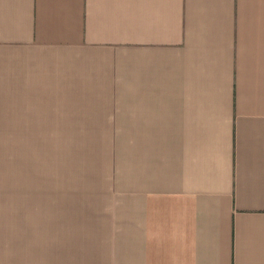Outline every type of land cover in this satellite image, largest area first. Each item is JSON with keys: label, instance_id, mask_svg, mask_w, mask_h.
I'll return each instance as SVG.
<instances>
[{"label": "crops", "instance_id": "1", "mask_svg": "<svg viewBox=\"0 0 264 264\" xmlns=\"http://www.w3.org/2000/svg\"><path fill=\"white\" fill-rule=\"evenodd\" d=\"M0 264H264V0H0Z\"/></svg>", "mask_w": 264, "mask_h": 264}, {"label": "rangeland", "instance_id": "2", "mask_svg": "<svg viewBox=\"0 0 264 264\" xmlns=\"http://www.w3.org/2000/svg\"><path fill=\"white\" fill-rule=\"evenodd\" d=\"M80 131L82 132V129H80ZM126 142H127V140H126ZM128 145H129V144H128ZM77 168H79V167H78V164H77ZM78 172H82V169L79 170V171H77V173H78ZM78 175H79V174H77V180H78ZM85 188H92V187L86 185ZM83 190H84L83 188H76V196H77V198L80 197L82 200H83V198H82ZM81 203H82V202H81ZM77 223H79L78 220H77Z\"/></svg>", "mask_w": 264, "mask_h": 264}]
</instances>
